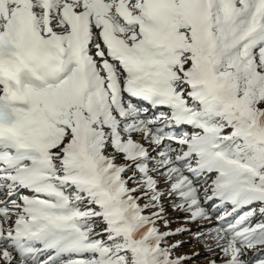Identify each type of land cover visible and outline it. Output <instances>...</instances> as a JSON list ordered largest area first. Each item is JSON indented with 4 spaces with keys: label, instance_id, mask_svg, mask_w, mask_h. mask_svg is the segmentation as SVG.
Masks as SVG:
<instances>
[{
    "label": "snow or ice",
    "instance_id": "obj_1",
    "mask_svg": "<svg viewBox=\"0 0 264 264\" xmlns=\"http://www.w3.org/2000/svg\"><path fill=\"white\" fill-rule=\"evenodd\" d=\"M165 200L264 252V0H0V264H185Z\"/></svg>",
    "mask_w": 264,
    "mask_h": 264
},
{
    "label": "rangeland",
    "instance_id": "obj_2",
    "mask_svg": "<svg viewBox=\"0 0 264 264\" xmlns=\"http://www.w3.org/2000/svg\"><path fill=\"white\" fill-rule=\"evenodd\" d=\"M117 162L119 163L120 161ZM129 174L130 173H126L125 175ZM129 186L131 187L132 185L130 184ZM164 203L166 207L164 215L169 220V224L168 227L165 228L163 223L159 222L158 226L160 227L161 231L175 230L179 227H186L192 230L191 232H185L168 238L167 243L169 244H173L177 241L182 242L181 247L174 251V255L191 256L193 253L199 252V256H193L192 259L185 261V264H208L209 260L217 258L212 253L207 252L204 248L205 243H210L211 241H205L204 239H193L194 234L198 230L207 231L209 228L215 226V216H213L211 223H209L208 221H196L193 223H185L184 217L187 215L186 213L174 211L171 207H168L167 200H165ZM208 207H210V205ZM201 225H203V228H200ZM246 258L250 260V264H257L258 260L264 259V252L250 250Z\"/></svg>",
    "mask_w": 264,
    "mask_h": 264
},
{
    "label": "bare ground",
    "instance_id": "obj_3",
    "mask_svg": "<svg viewBox=\"0 0 264 264\" xmlns=\"http://www.w3.org/2000/svg\"><path fill=\"white\" fill-rule=\"evenodd\" d=\"M137 103H140V102H137Z\"/></svg>",
    "mask_w": 264,
    "mask_h": 264
}]
</instances>
